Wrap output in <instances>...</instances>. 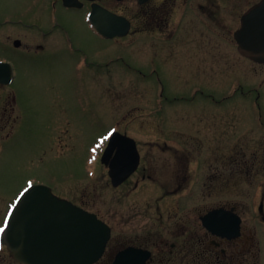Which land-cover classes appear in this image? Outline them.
<instances>
[{"label": "flooded vegetation", "instance_id": "flooded-vegetation-1", "mask_svg": "<svg viewBox=\"0 0 264 264\" xmlns=\"http://www.w3.org/2000/svg\"><path fill=\"white\" fill-rule=\"evenodd\" d=\"M3 3L0 165L18 129L11 87L26 55L58 58L64 83L91 86L98 98L97 88L124 76L130 87H153L147 111H117L112 149L105 154L106 140L95 151L79 197L51 190L108 228L93 264H264V0H33L22 18L3 14ZM72 16L126 49L75 46ZM108 20L109 32L93 24ZM63 114L51 141L59 156L69 149ZM136 120L147 126L138 138ZM100 167L104 186L88 192L86 177ZM27 181L0 205V228ZM0 264H19L3 238Z\"/></svg>", "mask_w": 264, "mask_h": 264}, {"label": "rangeland", "instance_id": "rangeland-1", "mask_svg": "<svg viewBox=\"0 0 264 264\" xmlns=\"http://www.w3.org/2000/svg\"><path fill=\"white\" fill-rule=\"evenodd\" d=\"M4 1L7 2H2L3 14L20 16L24 15L21 9L33 0H17L16 3L13 0ZM70 20L72 22L67 21V24L74 45L85 49L87 53L93 48L126 49L111 41L96 38L78 17L72 16ZM37 59L26 55L16 64L11 91L15 96L20 120L18 129L3 146L0 205L7 203L27 180L43 182L56 194L59 191L68 194L70 191L72 197H79L81 178L87 174L88 167V170H93L88 152L92 142L96 141L100 133L112 128L118 118L117 111H126L133 106L138 108L137 112L147 111L145 96L153 93V87H130L129 77L124 76L118 80L121 84L116 87L97 88V93H101V98H98L91 86L64 83L65 67L58 58ZM165 79L167 81L166 76ZM64 111L69 116V149L66 154L59 156L52 149L51 141ZM140 123L143 124V120H136L132 127L133 132H137V138L142 137L139 136V130L147 127ZM153 123H158V120L154 119ZM141 134L149 137L144 131ZM103 175H106V170L100 167L97 175L95 173L93 177H86L88 192L94 193L104 186ZM70 182V185H66Z\"/></svg>", "mask_w": 264, "mask_h": 264}, {"label": "water", "instance_id": "water-1", "mask_svg": "<svg viewBox=\"0 0 264 264\" xmlns=\"http://www.w3.org/2000/svg\"><path fill=\"white\" fill-rule=\"evenodd\" d=\"M108 233L95 216L60 201L46 187L34 186L14 208L3 238L22 264H93L103 252Z\"/></svg>", "mask_w": 264, "mask_h": 264}, {"label": "snow or ice", "instance_id": "snow-or-ice-1", "mask_svg": "<svg viewBox=\"0 0 264 264\" xmlns=\"http://www.w3.org/2000/svg\"><path fill=\"white\" fill-rule=\"evenodd\" d=\"M107 131V130H106ZM115 133L116 129H112L110 132L107 133V135H104V133L99 134V143L92 149L93 152L97 151L98 148L103 147L105 145L106 140H114L115 139ZM28 188H25L24 192L27 193L29 189L33 188V182L31 180L27 181ZM24 193H21V196H23ZM15 208V205L12 206ZM11 212L8 213V216H11ZM7 220L4 222V228H0V232H3L5 228H7Z\"/></svg>", "mask_w": 264, "mask_h": 264}]
</instances>
